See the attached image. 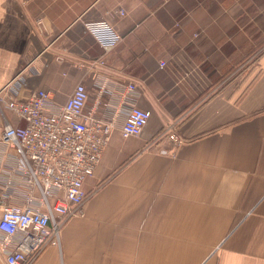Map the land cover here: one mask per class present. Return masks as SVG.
<instances>
[{
	"label": "crops",
	"instance_id": "crops-1",
	"mask_svg": "<svg viewBox=\"0 0 264 264\" xmlns=\"http://www.w3.org/2000/svg\"><path fill=\"white\" fill-rule=\"evenodd\" d=\"M102 20L110 51L85 27ZM20 73V98L49 90L53 110L82 84L84 115L113 127L60 247L32 264H264V0H0V91ZM131 105L152 116L123 138Z\"/></svg>",
	"mask_w": 264,
	"mask_h": 264
},
{
	"label": "built area",
	"instance_id": "built-area-1",
	"mask_svg": "<svg viewBox=\"0 0 264 264\" xmlns=\"http://www.w3.org/2000/svg\"><path fill=\"white\" fill-rule=\"evenodd\" d=\"M85 27L105 51L122 38L107 20ZM25 87L20 73L0 91V145L7 159L0 161V253L7 264H32L47 247H60L61 229L85 204V182L100 165L113 130L84 115L88 93L82 84L54 110L51 91L37 90L22 99ZM127 88L136 90L134 83ZM8 113L24 125L12 124ZM123 113L122 137L141 136L152 112L131 105ZM169 130V138L179 143L175 128Z\"/></svg>",
	"mask_w": 264,
	"mask_h": 264
},
{
	"label": "rangeland",
	"instance_id": "rangeland-1",
	"mask_svg": "<svg viewBox=\"0 0 264 264\" xmlns=\"http://www.w3.org/2000/svg\"><path fill=\"white\" fill-rule=\"evenodd\" d=\"M246 73L247 71L245 70H241V71L237 70V71L232 72L231 82L233 83L238 78L243 77Z\"/></svg>",
	"mask_w": 264,
	"mask_h": 264
}]
</instances>
